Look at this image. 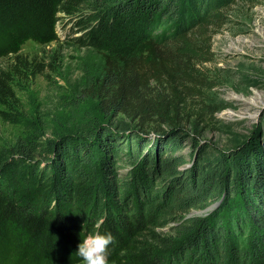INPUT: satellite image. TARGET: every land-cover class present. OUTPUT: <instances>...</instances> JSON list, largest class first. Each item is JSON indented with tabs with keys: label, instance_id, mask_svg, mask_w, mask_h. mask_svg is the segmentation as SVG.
I'll list each match as a JSON object with an SVG mask.
<instances>
[{
	"label": "trees",
	"instance_id": "1",
	"mask_svg": "<svg viewBox=\"0 0 264 264\" xmlns=\"http://www.w3.org/2000/svg\"><path fill=\"white\" fill-rule=\"evenodd\" d=\"M236 1L0 0V61L11 59L0 68V117L25 129L8 152L0 150V264H80L78 246L95 232L113 237L110 264H264V147L258 138L215 159L202 161L199 154L186 170L177 159L163 162L182 145L177 124L190 99L208 86L199 69L214 61L213 38ZM61 15L93 25L89 41L105 68L90 91L103 113L170 126L145 142V154L137 150L144 141L139 133L125 135L137 142L130 152L134 172L125 178H134L131 185L119 184L114 164L120 135L100 126L85 136L43 142L22 110L18 80L37 67L22 48L57 42ZM41 72L39 65L33 74ZM157 184L172 194L149 208L150 192L156 201L160 196ZM145 195L148 202L141 200ZM208 207L205 216L187 217ZM165 221L178 222L173 236L150 232Z\"/></svg>",
	"mask_w": 264,
	"mask_h": 264
},
{
	"label": "rangeland",
	"instance_id": "2",
	"mask_svg": "<svg viewBox=\"0 0 264 264\" xmlns=\"http://www.w3.org/2000/svg\"><path fill=\"white\" fill-rule=\"evenodd\" d=\"M227 14L228 21L212 41L214 61L199 69L208 86L202 87V95L190 99L189 108L177 124L184 135L182 145L176 153L163 156V162L167 159L182 162L181 170L190 168L199 154L202 161L215 159L219 152L231 154L257 138L264 147V0H237ZM90 26H93L90 22L78 24L77 19L61 15L57 42L46 46L26 43L21 53L37 67H31L30 74L18 80L17 95L25 116L43 142L59 141L68 134L85 136L90 129L100 126L120 135V154L114 164L119 184L131 185L134 178H125L133 175L130 152L137 142L125 135L131 131L139 133L144 141L137 150L142 148L145 154L144 146L158 139L160 132L170 126L155 121L142 125L123 114L103 113L94 91H90L105 68L102 55L89 41ZM10 63L11 59L1 60L0 68ZM39 65L42 72L33 74ZM24 130L23 125L5 123L0 117V150L8 152ZM37 156L44 160V166L46 151L39 150ZM156 186L160 196L156 201L155 192H150L153 195L149 208H155L157 202L172 194L171 187H163L166 188L163 193L159 190L162 185ZM130 196L131 202H135V193ZM141 200L149 201L146 195ZM209 208L194 209L187 217L205 216L212 210ZM100 214L97 220L102 219ZM177 227L178 222L165 221L149 230L165 238L173 236ZM218 251L223 258L224 249Z\"/></svg>",
	"mask_w": 264,
	"mask_h": 264
},
{
	"label": "clouds",
	"instance_id": "3",
	"mask_svg": "<svg viewBox=\"0 0 264 264\" xmlns=\"http://www.w3.org/2000/svg\"><path fill=\"white\" fill-rule=\"evenodd\" d=\"M112 240L110 233L95 232L85 236L75 253L80 264H110L108 246Z\"/></svg>",
	"mask_w": 264,
	"mask_h": 264
}]
</instances>
